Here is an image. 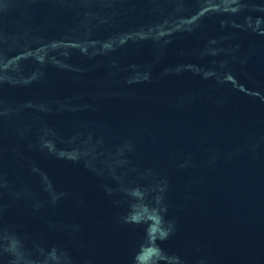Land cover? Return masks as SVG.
<instances>
[{"label":"water","instance_id":"water-1","mask_svg":"<svg viewBox=\"0 0 264 264\" xmlns=\"http://www.w3.org/2000/svg\"><path fill=\"white\" fill-rule=\"evenodd\" d=\"M0 264H264V0H0Z\"/></svg>","mask_w":264,"mask_h":264}]
</instances>
